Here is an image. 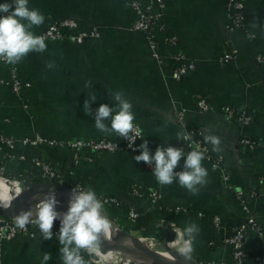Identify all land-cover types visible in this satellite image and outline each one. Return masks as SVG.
<instances>
[{
    "label": "crops",
    "instance_id": "crops-1",
    "mask_svg": "<svg viewBox=\"0 0 264 264\" xmlns=\"http://www.w3.org/2000/svg\"><path fill=\"white\" fill-rule=\"evenodd\" d=\"M125 4V0H28L30 9H38L45 16L43 25L32 27L35 35H40L48 23L67 17L80 28L95 27L98 37L80 44L66 39L45 40L44 52H30L20 63L11 64L29 84L21 97L6 85L8 66L0 61V134L17 140L38 136L63 142L120 139L115 132H101L95 127L101 104L116 109L115 96L120 94L132 106L134 124L141 133L139 152L86 153L65 146L31 148L16 143L14 151L24 152L27 160L6 159L0 151V178L14 183L18 175H27L29 181L23 180L20 186L47 184L41 179L36 184L30 182L36 178L29 157H37L61 172L69 169L64 179L80 180L83 190L95 191L104 204L102 215L125 232L157 236L164 242L163 224L173 225L183 239L188 238L184 229L194 227L190 258L197 264H233L223 238L250 215L258 224L259 234L252 229L245 231V264H255L251 254L264 253V61H255L257 54L264 58V0H244L243 29L230 32L226 30L224 0H164V29L176 37L178 47L195 65L180 79L171 76L173 49L163 42L166 31L155 33L157 44L152 49L141 34L130 30L132 16ZM227 49L236 51L234 58L218 62L216 59ZM153 52L159 62L153 59ZM197 99L216 108L197 111ZM86 101L91 107L87 115ZM224 106L244 110L250 117L249 125L228 120L220 110ZM177 111L183 113L181 123L175 119ZM102 123L110 129V118ZM184 129L197 132L194 136L208 153L223 158L227 184L205 159L202 166L207 176L194 186L195 191L182 187L178 177L169 185L159 184L150 166L154 162L135 159L142 154L140 146L145 142L150 157L157 148L181 147ZM206 136L217 138L219 144L206 142ZM242 138L253 142V147L248 150L239 145ZM191 151L182 150L178 167L183 171ZM228 185L243 193L245 211ZM132 189L155 191L158 200L151 204L146 195H131ZM107 199L117 205L104 201ZM128 210L139 213V220L148 217L152 222L138 227V220H128ZM213 216L219 218L217 227L212 225ZM58 235L59 230L46 240L34 231L0 243L3 264H44L45 254L51 255L46 264H63Z\"/></svg>",
    "mask_w": 264,
    "mask_h": 264
},
{
    "label": "built area",
    "instance_id": "built-area-1",
    "mask_svg": "<svg viewBox=\"0 0 264 264\" xmlns=\"http://www.w3.org/2000/svg\"><path fill=\"white\" fill-rule=\"evenodd\" d=\"M225 1V9H226V30L228 32L233 29H243L242 21H243V1L244 0H224ZM126 9L131 14V22H130V30L136 33L141 34L147 41L149 46L153 49V47L157 44L154 43L153 37L156 32H165L163 23H162V14L164 9V0H125ZM44 36L45 40H61L66 39L76 44L83 43L88 39H93L98 37L97 29L95 27H87L80 28L78 23L71 18L63 17L56 19L46 25L40 34ZM252 37V36H250ZM163 42L170 48L173 49V53L171 55L170 60L176 63V67L172 70L171 76L174 79H180L189 73H191L195 65L193 61L186 58L183 51L178 47L177 39L173 35H167L165 33L163 37ZM236 51L234 49H227L221 56H219L216 60L218 62H227L234 58ZM152 57L154 60L159 62V56L156 52L152 53ZM255 61L257 64H262L264 58L257 54L255 56ZM3 62V61H1ZM7 64V63H6ZM8 66V78L5 80L6 85L10 89V91L21 97L22 91L29 87V84L23 81L19 76L15 68L11 64H7ZM194 107L197 111L206 112L214 110L216 107L210 105L205 102L203 99H197L194 102ZM220 110L225 115L228 120L235 121L241 126H248L250 123V117L244 110H237L228 106L221 107ZM182 111H177L175 113V119L179 123L182 121ZM139 131L138 126L133 130V132L129 133V138L121 137L120 139L113 138H100L97 140H85V141H71V142H63V141H54V140H45L38 136L26 137L21 140H17L14 137L8 134H0V151L5 153L6 159H17L19 161L27 160L26 156L22 153H17L14 151V146L16 143H19L23 147H35L36 145H47L50 147H68L71 150L78 151L79 149L84 150L86 153H121V152H129V153H138L139 148V140L140 135H135L136 131ZM183 145L181 147L175 146H166L163 149L167 150V148L172 147L178 150H199L204 154V159L209 164L210 168L213 170H217L222 175V180L227 184V176L224 174L223 166V158L220 155H210L206 149V146L194 135L196 133L193 131L183 130ZM192 136L195 138L193 139ZM253 142H251L247 138H242L239 140V145L243 146L245 149H251L253 147ZM30 167L34 171V177L36 179H41L51 184H61V181L69 176V172L65 175L50 166L48 163L40 160L37 157H29L28 158ZM74 163V159H73ZM153 169H155V164L150 165ZM183 170L180 167H176L174 169L175 173H180ZM32 176V175H31ZM178 177V176H176ZM15 184L21 185L23 180H15ZM30 185V186H29ZM31 184H25V186H20L21 191H26ZM69 187V186H68ZM19 188V187H18ZM72 191L74 189L83 190L82 185L78 182H74L73 187H70ZM228 189L232 192L234 197L239 201L242 209L245 211V207L243 206V193L238 190H233L229 185ZM139 189H132L131 195L142 196L140 194ZM21 192V193H22ZM54 194L55 199L57 201L56 207H67V203L65 200V195L62 192H45L38 195L37 204H39L45 195ZM74 195H79V191L74 192ZM60 195H64V197H59ZM146 197L148 198L151 204H155L158 200V194L155 191L147 192ZM106 202L113 203L117 205L116 201L113 199L104 200ZM66 204V205H64ZM27 205V204H25ZM31 206V205H28ZM32 207V206H31ZM35 209L34 207H32ZM182 211V209H177V211ZM140 216L139 213L133 210L127 211V218L130 222H135L137 218ZM35 219V216L32 217ZM212 225L217 227L219 224V218L217 216H213L211 219ZM112 227V226H111ZM162 227H166L163 226ZM172 233L174 234L173 241L171 243L165 244L169 247H175L178 251L182 241L184 240L180 235L179 231L173 226H167ZM113 228V227H112ZM114 229V228H113ZM246 229H252L253 231L259 234V227L257 222L253 217L247 215L245 218V223L240 226H234L230 228L228 234L223 238V243L229 248L230 257L233 264H245L248 255L244 250V242H245V231ZM34 231H39V228L36 224L30 223L24 229H20L16 226L15 218H5L0 217V243L4 241H10L16 235L25 234L31 235ZM57 229H52L53 233H57ZM140 239V238H139ZM179 252V251H178ZM89 255V254H88ZM252 261L255 264H264V253L259 256H252ZM87 261V259H84ZM89 261L93 264L95 263L94 259H90ZM0 264H3L2 261V253L0 247ZM203 264H212V263H203Z\"/></svg>",
    "mask_w": 264,
    "mask_h": 264
},
{
    "label": "clouds",
    "instance_id": "clouds-1",
    "mask_svg": "<svg viewBox=\"0 0 264 264\" xmlns=\"http://www.w3.org/2000/svg\"><path fill=\"white\" fill-rule=\"evenodd\" d=\"M0 61L7 64L20 63L30 52H44L47 48L45 38L42 35H35L31 31L33 26L39 27L44 24L45 16L35 8L30 9L28 0H6L0 3ZM92 96L91 100L95 101ZM115 100L118 101L116 109L109 108L106 104H101L96 112L95 127L101 132H115L121 137L129 138V133L137 127L134 124L135 116L131 111V105L121 99L117 94ZM85 114H89L91 107L89 102L84 105ZM110 118V129L102 121ZM135 135L141 133L137 130ZM206 142L213 145L219 144V140L213 136H206ZM142 154L136 156L137 161L155 164L154 176L161 185H169L174 177L178 176L180 185L190 191H195L194 186L204 182L207 176L205 168L202 166L204 154L199 150L191 151L186 158L185 171L175 173L174 169L183 156L181 150L169 147L167 150L157 148L155 155L151 156L147 150V143L141 146ZM213 151H218L213 148ZM79 191V195H74L68 204V210L64 213L56 211L57 201L54 194L45 195L43 200L35 205V219L33 211L21 212L15 217L16 226L24 229L30 223H34L40 230L41 235L46 240L53 237V225L56 220L60 221L58 240L62 245L63 264H87L81 250H98L99 237L103 234L108 237L111 234V222L102 215L104 204L98 199L95 191L91 188L87 190L74 189ZM35 198V197H34ZM0 207L8 208L10 204L0 202ZM194 227L184 229V234L188 237L184 239L178 249L179 253L186 258L194 251L193 236ZM51 259L50 254L43 256L46 264Z\"/></svg>",
    "mask_w": 264,
    "mask_h": 264
},
{
    "label": "water",
    "instance_id": "water-1",
    "mask_svg": "<svg viewBox=\"0 0 264 264\" xmlns=\"http://www.w3.org/2000/svg\"><path fill=\"white\" fill-rule=\"evenodd\" d=\"M62 192L65 195V200L67 205L69 204L70 199L74 196L72 189L66 185L62 184H38L30 187L26 191L20 193L13 201L10 203V207L5 208L4 210L0 209V217L5 218H15L21 212H25L24 209L26 201L33 196L40 195L45 192ZM35 212V209H32ZM68 210V207H56V211L59 213H64ZM111 222V221H110ZM111 226L116 231V234L111 237L110 241L102 239V236L99 237V248L98 251L100 254H106L110 251H117L126 256H131L135 258H142L148 261L150 264H197L191 258H186L185 256L177 253L172 256L173 260H161L154 255V253L142 246L139 243V238H136L130 235L128 232L121 230L116 227L112 222ZM163 226V225H162ZM54 229L59 230L60 222L55 221L53 225ZM163 240L165 244L171 243L174 238V234L168 227H163ZM121 240H126L127 243H131L133 248L130 247H122L118 245V242ZM89 257L94 259L95 255L93 253H89Z\"/></svg>",
    "mask_w": 264,
    "mask_h": 264
},
{
    "label": "bare ground",
    "instance_id": "bare-ground-1",
    "mask_svg": "<svg viewBox=\"0 0 264 264\" xmlns=\"http://www.w3.org/2000/svg\"><path fill=\"white\" fill-rule=\"evenodd\" d=\"M21 189L20 187L18 188V186H16L13 181L10 180H6L3 178H0V202H7V203H11V201H13L17 196L20 195L21 193ZM25 208V212H28L29 210H32L34 208L29 209L28 205L24 206ZM68 207V205H67ZM1 210H4V207H0ZM58 222H60L59 220H56ZM112 228V227H111ZM116 234V231L112 228L111 234L108 237H105L103 234H101L102 239L106 240L107 242L110 241L111 237L114 236ZM139 243L146 247L147 249L151 250L154 255L156 257H158L161 260H173L172 256L168 257V255H163L160 253V251H157L153 248V244L150 241L143 240V239H139L138 240ZM119 246L122 247H130L133 248L131 243H127L126 240H121L118 242ZM92 253L95 255V260L98 263V260L101 258V256L103 257V261L105 264H110V263H116L117 259L115 258L116 254H122L119 253L117 251H110L106 254H100L98 250H92ZM126 260L124 261L123 264H150L148 261H146L145 259L142 258H135V257H131V256H126ZM101 262V261H100Z\"/></svg>",
    "mask_w": 264,
    "mask_h": 264
},
{
    "label": "rangeland",
    "instance_id": "rangeland-1",
    "mask_svg": "<svg viewBox=\"0 0 264 264\" xmlns=\"http://www.w3.org/2000/svg\"><path fill=\"white\" fill-rule=\"evenodd\" d=\"M62 196L64 197V195H60L59 197H62ZM34 197L33 198H30L31 200H27L26 201V204L27 205H31L32 207H34V205H36V203H37L38 195L37 196H34ZM64 205H66V204H64ZM30 208L31 207L29 206V209ZM33 216H35V212H33ZM129 234L132 235V236H134V237H136V238H140V239H143V240H146L147 239V241H150L153 244V248L155 250L160 251V253L163 254V255H168V257L174 256L177 253H179L177 251L176 247H169V246H168V248L165 247V243L162 241V239L158 238L157 236H147V235H144V234H141V233H135V232H132V233H129ZM84 251H85V254H86L85 258L87 259L88 262H90L89 261V258L90 257H89L88 254L89 253H92V250H84ZM115 258L117 259V262L116 263H110V264H123L124 261L126 260V257L123 254H119V255L116 254L115 255ZM90 259H92V258H90ZM94 261H95V263H97L96 260H95V258H94ZM102 261H103V257L101 256V258L98 260V263L97 264H105Z\"/></svg>",
    "mask_w": 264,
    "mask_h": 264
},
{
    "label": "trees",
    "instance_id": "trees-1",
    "mask_svg": "<svg viewBox=\"0 0 264 264\" xmlns=\"http://www.w3.org/2000/svg\"><path fill=\"white\" fill-rule=\"evenodd\" d=\"M167 35H171V33H169L168 31H166L165 32ZM153 41H154V43H157V38L154 36L153 37ZM170 65H171V70H174L175 69V67H176V63L175 62H173L172 60H171V62H170ZM16 152V151H15ZM17 153H22V154H24V155H26L24 152H21V151H17ZM68 171H69V169L68 170H64L63 172H61V171H59V172H61V173H63L64 175L66 174V173H68ZM27 177V175H18L17 177H16V179L17 180H26L27 182L29 181V178H26ZM66 178V177H65ZM38 181H39V179H36V180H31L30 182L31 183H33V184H36V183H38ZM78 181V183L80 184V185H82V182L80 181V180H77ZM76 181V182H77ZM64 185H66V186H69V187H73V185H74V181L72 182V181H66V179H63V182H62ZM140 194L141 195H145L146 193H144V192H142V191H140ZM37 196V195H36ZM34 197V196H33ZM33 197H31V198H33ZM28 200H31V199H28ZM141 216V215H140ZM140 216L137 218V226L139 227L141 224L142 225H144V226H149V223L150 222H152L150 219L149 220H147V218L148 217H142V221L141 220H139V218H140ZM144 218V219H143ZM144 221V222H143ZM80 254H81V256H83V257H85L86 256V254H85V251L84 250H81V252H80ZM257 255H259V256H261L260 254H251V257L252 256H257Z\"/></svg>",
    "mask_w": 264,
    "mask_h": 264
}]
</instances>
